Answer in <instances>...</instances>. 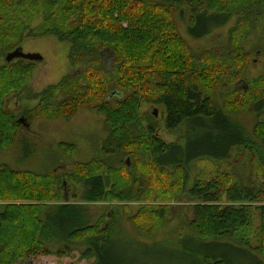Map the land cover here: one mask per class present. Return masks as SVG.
Listing matches in <instances>:
<instances>
[{
  "label": "trees",
  "instance_id": "obj_1",
  "mask_svg": "<svg viewBox=\"0 0 264 264\" xmlns=\"http://www.w3.org/2000/svg\"><path fill=\"white\" fill-rule=\"evenodd\" d=\"M186 7L188 34L195 40L227 27L233 16L238 20L227 37H217L211 49L196 53L178 33L176 15L182 17ZM263 15L264 0H0V58L22 47L27 37H54L70 45L73 69L57 85L32 92L36 63L5 60L0 67V150L10 151L18 143L19 118L68 121L87 109L104 115L109 129L101 155L69 170L68 181L54 171L58 167L39 173L0 164V202L6 203L0 209V264H22L52 253L67 256L78 247L86 249L84 258L107 264L114 223H94L87 205L65 202L63 182L83 186L86 203L165 202L176 193L174 169L188 177L187 167L203 153L229 158L233 148L249 147L252 136L264 147V72L249 77L251 55L244 49ZM37 18L42 22L32 27ZM107 54L110 68L104 65ZM11 96L38 103L20 117L6 108ZM146 103L163 107L168 129L185 124L188 134L205 131V148L196 149L201 145L194 142L187 156L180 144L163 142L148 125L154 114L142 112ZM240 109L256 115L251 133L231 118L241 115ZM23 143L26 149L31 144ZM58 147L65 150L67 144ZM158 168L170 170L160 175ZM184 194L197 201L192 227L200 246L210 251L202 264H226L221 239L242 231L251 239L256 229L254 239L258 236L264 249V190L214 180L198 181ZM253 203L263 204L255 207L256 219ZM153 210L165 220L164 209L154 207L148 215ZM256 220L261 223L258 235Z\"/></svg>",
  "mask_w": 264,
  "mask_h": 264
},
{
  "label": "rangeland",
  "instance_id": "obj_2",
  "mask_svg": "<svg viewBox=\"0 0 264 264\" xmlns=\"http://www.w3.org/2000/svg\"><path fill=\"white\" fill-rule=\"evenodd\" d=\"M184 10L186 11L182 17L179 14L176 15L178 33L182 37L184 45L191 46L196 53L211 49L213 41L217 37H227L229 29L234 27L238 20L236 16H233L227 27L213 29L207 37L195 40L188 34L189 12L187 7ZM41 22L42 18L35 19L32 27ZM22 48L27 54L38 53L43 57L42 61L35 62V71L29 82L32 92H41L51 85H57L73 70L69 64L70 45L67 42H60L54 37H27ZM244 49L251 55L252 64L248 73L249 77L255 78L262 75L264 72V15L246 39ZM111 59L110 54L105 55L104 65L106 68H110ZM5 60L6 58H0V67ZM203 84H205L204 81ZM203 89L207 91L204 87ZM37 103V100L27 99L23 96H11L6 100V108L21 117L24 109H32ZM217 103L220 107L223 106L222 99L219 98ZM155 109L158 111L157 120L151 116L148 125H151L154 134L163 142L180 144L178 147L180 152L187 156H190V150L192 153L195 150L193 145L190 149V145L194 142L199 141L201 145L196 149L205 148L203 140L205 131L196 129L188 134L185 124L175 129H168L163 107H154V105L146 103L143 105L142 112L153 115ZM238 112L241 115H231V118L240 121L251 133L256 122V115L244 109H240ZM26 122L29 123L28 126L19 122L21 134L18 143L10 151L0 150V164H9L14 168H29L30 171L39 173L44 171L53 173V170L58 167L54 171H58L61 178L67 181L69 170L72 171L77 164L85 163L91 158L101 155L103 141L109 133L104 115L87 109L80 111L68 121L59 119L33 123L26 120ZM187 134L188 138L185 140ZM24 140L31 142L27 149L23 143ZM59 143H66L67 148L61 150L58 147ZM262 144V140L258 136H252L247 145L249 147L233 148L229 158L216 156L212 152L203 153L204 156L194 158L195 160L187 167L188 177L182 174L183 169H174L175 173L172 175L177 176L174 180L177 182L176 193H173V198L169 195L170 200L166 199L165 202L102 200L86 203L82 197L85 191L83 186H74L71 183L66 186V182H63L60 190L65 202L87 205L92 212L94 223L106 227L114 223L110 230L113 240L109 246L107 264H202L203 255L210 251L200 246L198 242L200 238L192 227L193 205L197 201L185 195L184 192L191 190L198 181L207 184L214 180H219L226 186L238 184L242 188L264 190V147ZM43 148L45 149L43 150ZM253 148L254 152L258 151L254 153ZM29 155L32 158H29ZM57 156L60 158H56ZM178 156H180L179 152ZM126 160L130 161V158ZM22 161H25V164L19 163ZM169 170L158 168L160 175L169 172ZM155 191L159 190L155 188ZM74 194L78 195L77 200L73 199ZM5 204L0 202V209ZM261 205L263 204L253 203L250 205L255 219L259 215V211L255 207ZM154 207L165 210L167 214L165 220L159 218L154 210L151 215H148ZM109 212L112 213L111 217H108ZM143 214L146 215L143 216ZM255 226L258 228V235L261 223L256 220ZM255 231L256 229L253 230L251 239L245 238L247 232L244 231L235 233L236 235L234 234L235 236L233 235L231 238L221 239L225 245L223 254L226 264H258V259L264 263V249L260 238L256 236L254 239ZM78 248L80 250L73 249L67 256L52 253L48 256L26 260L22 264H95L96 259L84 258L82 252L86 250L85 248Z\"/></svg>",
  "mask_w": 264,
  "mask_h": 264
},
{
  "label": "water",
  "instance_id": "obj_3",
  "mask_svg": "<svg viewBox=\"0 0 264 264\" xmlns=\"http://www.w3.org/2000/svg\"><path fill=\"white\" fill-rule=\"evenodd\" d=\"M26 60V61H31V62H38V61H42L43 57L38 54V53H25L23 51L22 47H19L17 49H15L14 51L10 52L7 54L6 56V60L8 63H13L16 60ZM154 116L157 117L158 115V111L157 109L154 110L153 112ZM20 123H25L26 120L24 118H21ZM127 164L130 166V161H127ZM110 216L112 215V213L109 214Z\"/></svg>",
  "mask_w": 264,
  "mask_h": 264
},
{
  "label": "flooded vegetation",
  "instance_id": "obj_4",
  "mask_svg": "<svg viewBox=\"0 0 264 264\" xmlns=\"http://www.w3.org/2000/svg\"><path fill=\"white\" fill-rule=\"evenodd\" d=\"M24 124H25L26 126H28L27 124H29V123L25 122Z\"/></svg>",
  "mask_w": 264,
  "mask_h": 264
}]
</instances>
